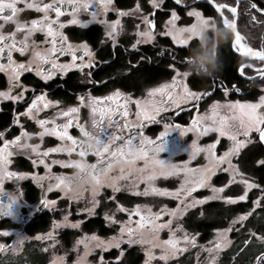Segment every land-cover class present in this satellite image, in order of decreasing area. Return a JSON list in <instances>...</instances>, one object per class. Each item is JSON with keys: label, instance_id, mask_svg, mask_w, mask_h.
Instances as JSON below:
<instances>
[{"label": "snow or ice", "instance_id": "6c2138e0", "mask_svg": "<svg viewBox=\"0 0 264 264\" xmlns=\"http://www.w3.org/2000/svg\"><path fill=\"white\" fill-rule=\"evenodd\" d=\"M113 0H49L47 3H42L40 0H0V20L4 22H11L15 24V29L9 33H3L0 31V57H6L7 63L0 64V71L7 72L9 75V88L7 91L0 92V99H7L13 102L23 100L24 92L27 91V87L20 83V75L25 71H35L36 75L40 77L41 80L47 82L52 79L57 72L61 75L67 72L70 68L83 69L84 67H90L91 64L84 63V56L92 58V52L89 48V44L85 41H81L78 44H74L69 41V38L64 35L61 31L65 27L64 23L60 22V17L68 10L65 5L71 7L70 15L72 18L67 21L71 25H79L81 28H86L90 23L98 22L104 24L106 27L105 36L112 41L113 45L116 44V38L122 32L121 21L119 17L132 15L134 11H139L140 5L137 3L136 8L130 11H118V18L115 21L97 20V17L102 13H107L109 7L112 5ZM184 0H175L176 5H181ZM239 4L240 0H236ZM24 4L26 9H34L43 15L39 19H33L28 22H21L18 18V14L23 11V9L18 8V4ZM149 3L154 9L160 8L164 3V0H149ZM209 3L215 9V11L223 19V24L225 27L231 29L234 34V39L232 41V48L240 52L243 55L253 57L260 61H264V47L260 50H255L245 43H242L244 37L237 31V7L231 6L228 3H221L218 0H209ZM249 8L255 9L257 12L264 13V8H258L257 4L248 0ZM94 7V11L90 13V20H80L78 18V12L82 9L88 11L89 6ZM227 9L228 12L232 14V19L225 16L224 10ZM7 10V12H6ZM55 13V18L49 16V13ZM187 16L194 17L195 21L188 26H177V21L180 17L175 9L171 10L170 18L165 22L166 31L162 32L161 35L171 37L174 44L182 46L186 49L191 47L196 43V37L198 31L204 25L207 24L209 20H214L212 17H206L202 15L201 11L196 8H191L187 11ZM143 21L145 28L143 31H136L137 39L136 43L132 45L136 48L137 44L140 43H151L155 36L151 29L155 27L153 20L149 19L147 16L140 17ZM251 20L256 21V15H251ZM4 27L0 24V29ZM139 29V25L136 26ZM36 32H41L44 34V40L41 42L46 44L47 47L41 49L37 46L35 40H31V57L29 58L27 64L17 63L13 59V53L19 52L24 55L30 50V38ZM17 33H23V39L17 41ZM80 52L82 55H77ZM163 54V53H161ZM70 56L71 61L67 64L59 63L58 57L60 56ZM80 63H76L77 61ZM187 61V56L184 58ZM35 64V68H33ZM44 65H49L48 69L44 68ZM169 68L173 69L175 75L172 76L170 83H161L156 87L147 89L146 97L141 99H135L131 95L121 92L119 89L113 91L111 94L104 97H92L88 96L87 107L90 109L91 124L93 129H98L97 134H93L88 131L86 127L78 122L75 123V127L79 129L80 136L83 139H77L73 135H70L68 129L73 126L74 121H78V113L80 111L79 107H68L66 110H61L57 113L58 116L67 118L66 122L63 124L56 123L55 118L52 119H36L37 125L40 127L41 131L35 133L36 136L43 138L44 136H54L63 143L57 147L47 148L43 152H39L38 144H23L20 145L19 141L21 137H28L29 133L21 131V136L16 137L14 140L8 141L4 140L3 145L0 146V186H2L4 179H24L27 175L26 173H17L8 171L7 165L11 163L8 159L12 155L10 147L17 145L19 147L30 148L33 153L37 156L47 157L49 153L56 152H66L69 155L76 152V154L81 158L80 160H68L60 161L53 160L52 163L60 164L61 167H72L75 169H82L87 166L91 171L90 175L96 184V189L93 191V199L91 201V207L83 209L89 215L94 214L96 205L99 203L95 200V195L99 192L102 186V181L100 179L101 175H107V173L114 167L119 165L121 171V177L116 179L127 178L124 173L125 166L128 167L129 173H140L139 179L145 182L144 191L138 192L134 191L135 195H158V196H173L176 199H181V196H189L195 187H210L213 195L206 197L203 200H197L192 198L187 203L177 204L176 208L165 209L161 212L153 213L150 209L146 212L141 210V206L137 205L133 210L137 216L140 217L136 221V228L130 226L129 224H122L120 228V236L109 238L107 241L102 240L100 237L93 234L92 236H83L77 239L76 244L84 245L85 252L82 256L78 257L74 264H87L86 256L92 247L99 248H109L115 247L119 248L120 244L123 242L122 237L127 235V243L138 244L144 243V241L138 237L139 230L144 229L146 226L154 234H158L159 230L162 228L169 229L168 240L162 241L159 244H153V247H162L164 251L161 254L160 259L167 260L169 255L174 254L178 250V245L182 239L186 243H191L195 245V237L184 231L180 223L176 224V228L171 227L174 220H179L183 217L189 209L195 208L197 205H203L208 200H223L226 204H235L237 201H245L248 197V191L251 188H260L259 185L250 183L248 180L244 179L241 181L243 184V194L233 196H220L219 193L224 192L230 184L235 183V175L240 174L235 166L231 162V157L234 155H239L240 150L245 147L246 144H251L253 141L249 137V134L255 131L258 134L259 142L264 143V111H258L264 107V95L260 96L258 103H242L239 100L228 102L221 105L218 101H214L212 105L209 106L208 113L204 115H198L193 119L192 124L188 128H181L180 125H175L176 128H180V134L183 136L186 132H195L197 137L206 136L210 132L217 134V138L214 142L207 145H199L196 140L192 141L190 146V159L194 158L195 155L199 153H204V158L208 163L201 169L193 170L188 169L185 162L184 167H180L174 164H168L158 158V154L164 150L163 143H156L152 139L144 136L143 132H135L137 128H143V121H154L156 117L163 111L166 110L167 106H179L181 103H187L188 101H198L201 99V94L199 92L191 91L189 86L184 83L178 77H188L187 72L176 71L172 64L168 65ZM243 65L240 67V74L243 76ZM258 75L264 78V69H258ZM248 79H252L249 77ZM19 87L21 91L17 95H11L12 89ZM179 89V91H177ZM229 91H235L239 93L241 89L235 84L232 88H224V95L227 96ZM209 93H204L208 95ZM159 96L160 99L157 100L156 97ZM77 99L83 105L85 98L84 96H78ZM59 101L48 100L46 94L36 95L32 99L28 107L20 115H25L29 119H35V113L40 112L42 109H47L54 105H58ZM135 104V120L129 119V105ZM42 106V107H41ZM221 109H226L227 113L222 115ZM119 116L123 120V124H120L118 120L114 117ZM107 122V126L110 128H115L121 134L117 135L116 132L108 134L106 138L101 137L100 133L104 132V123ZM13 123H18V120H14ZM51 125L47 127L46 125ZM173 125L165 124V131L161 132L156 138L160 141L161 137H164L168 133V129L172 128ZM127 131L131 133L127 138L124 137L123 133ZM4 135L0 132V138ZM243 136L245 139H237L238 136ZM227 137L232 141V145L229 147L228 151L222 155L217 156L216 145L219 143L220 137ZM139 138V143H134V141ZM91 141V143H87ZM117 141H122L117 147H113ZM77 147L79 151L77 152ZM89 152H92L96 156L97 160L94 164H86L83 160ZM143 160V167H136V161ZM33 165L37 163L44 165L46 172L50 169V165L45 163L43 158L33 160ZM227 163L228 167L222 169L225 172H231L228 183L224 184L222 187H215L209 184L211 177L215 174L217 170H220V166ZM258 164L264 166V159L258 160ZM179 172H184L187 176L189 173H198L197 178L191 183L194 187H183L177 189L175 192H169L167 189L156 188L154 186V181L156 177L171 176L178 174ZM54 179V184H49L48 191L51 192L54 188L60 189L65 193L70 191L69 185L66 183L65 176L60 175L56 177L52 176H40L37 177L33 174L34 181H43L44 179ZM116 179H113L111 183L107 186L112 188L114 192L119 191L120 188L116 183ZM189 181L186 179L183 184H188ZM135 186L133 185V188ZM2 191V188H0ZM261 197L264 198V188H260ZM18 198L11 195L9 197L8 204H0V215H11V205ZM79 199V196H77ZM44 208H51L56 204L55 200L42 199L40 201ZM261 200L258 199L253 201L254 206H259ZM119 211H127L117 206ZM167 211L169 219L165 223H156L159 218ZM202 214V213H201ZM132 213H129L131 218ZM251 215V212L245 213L244 215L237 216L231 222L235 224L237 221L243 222L247 217ZM105 220L109 222H114L112 216L105 214ZM81 225V221L72 222L69 220L68 215H65L61 221H53V228L68 227L72 229H77ZM231 230V225L229 229L223 231H218V235L223 239H217L213 247L205 249L209 253H218L219 250L226 246L228 243L225 233ZM182 232V236H177L176 232ZM252 236L256 237V233L249 229ZM4 236H8V232L3 233ZM51 239L55 243V236L53 232L47 233L43 237H38V239ZM260 241L264 242V235L256 237ZM94 242V243H93ZM247 243V241H246ZM4 245H0V249L4 248ZM183 250V249H179ZM123 255V253H121ZM146 260L145 264H150L152 259L151 249L145 250ZM119 259V257L117 258ZM61 264H63V257L59 258ZM103 264V262H101ZM208 264H215V256H212ZM254 264H264V251H262L258 256L255 257Z\"/></svg>", "mask_w": 264, "mask_h": 264}, {"label": "rangeland", "instance_id": "374dc122", "mask_svg": "<svg viewBox=\"0 0 264 264\" xmlns=\"http://www.w3.org/2000/svg\"><path fill=\"white\" fill-rule=\"evenodd\" d=\"M191 1H193V0H184V2L181 4V6H183V8H185L184 5L188 4ZM137 3H139V5H140L139 11H134L133 14L129 15V16L119 17V19L121 21V26L123 29L122 32L123 31L125 32V28L127 27V25L125 23L130 19H132L131 21L133 22V26H134L133 30H135L134 31L135 33L137 30L143 31L145 28V25H144V23L140 17L147 16L149 19H152L151 13H152V10L154 8L149 3V0H138L133 7H131L130 9L122 10V11L134 10L136 8ZM172 4H175V0H164V3L161 5V7L159 9H164L165 12L168 13V15L161 18L159 20V22L155 23V29L154 30L151 29V31L153 32V34L155 36V39L151 43H147V44H153L159 38V36H164V35H161V33L166 31L165 22L170 18L171 10H173V9H175L177 11L178 16L180 17V19L177 21V26H188L195 21L194 17L187 16V11L191 10V8H195V6H191V5L186 6L187 8L185 11V15H182L175 8V6H173ZM197 10H199V9H197ZM199 11H201V10H199ZM115 13H116V15L112 16V17H110V16L108 17L106 13H102L97 17V20L98 21L99 20H106L109 22L115 21L118 18V11L115 10ZM201 13H202V15H204L202 11H201ZM204 16H206V15H204ZM206 17H209V16H206ZM137 25H139V29H137V27H136ZM102 27H103L104 32H105V30H106L105 25L102 24ZM122 32L120 33V35L122 34ZM120 35L117 36L116 41ZM137 39H139V38L136 36V40H135L134 44L136 43ZM141 44H145V43H140L138 45H141ZM174 69L176 71L181 72V73L185 72L184 69L182 70V69H179L177 67L176 68L174 67ZM173 75H175V72L173 73ZM171 78L172 77L158 81V82H155V83H152V84H147L146 86H143L140 89L141 95H139L136 98L134 97L133 100H135V99L143 100L146 97L147 89L152 88V87H156L161 83H166V82L170 83ZM178 79H181L184 83H186L189 86L191 91L199 92L198 90H194L190 87L188 80H187V77H178ZM5 91H7V90H5ZM177 91H179V89H177ZM199 93H201V92H199ZM204 93L205 92L202 91L203 96H205ZM212 94L213 95H210V98L208 99V101L206 98L203 99V101H207V102L205 103V105L202 106V111L199 112V114L197 113V116L198 115H204V114L208 113L209 106L212 105V103L214 101H218L221 105H224L228 102H232V101H236V100H239L242 103H245V102H247V103H258L260 96L264 95V87L262 88V92H261L260 96L255 100L229 99V98H225V97L220 98V97L215 96L214 93H212ZM11 95H16V89L15 88L12 89ZM89 95L92 97H99V96L92 94V93ZM156 99L159 100L160 97L157 96ZM192 102L193 101L190 100L187 103H181L179 106H167L166 110L161 112L157 117H159L160 115L162 116L163 114H166L167 111H169L170 109H174L176 107H180L183 105L185 106V105H188L189 103H192ZM87 103H88V97L85 98L83 105L86 106ZM83 105L80 102H77L75 105H71V106H65L64 104L59 103L57 106V113L61 110H66L68 107H79L80 111L77 114L78 118H79L82 116L81 108L83 107ZM130 108H131V110H129V113H130L129 119L135 120V111H136L135 104L134 103L130 104ZM87 109H88L86 111L87 118H86L85 122H83V123H85V127L87 130H90V132H92L93 134H97L98 129H93L92 124H91L90 109L88 107H87ZM258 111H264V107H262ZM226 113H227L226 109H221L222 115H224ZM57 117L59 118L58 115H57ZM58 118H55V120ZM79 121L82 123L81 119H79ZM151 122L143 121V128H145ZM168 124H170V123H168ZM170 125H173V124H170ZM190 125L191 124H188L185 128H188ZM113 129L116 132L120 133L115 128H113ZM137 129L139 130L140 128H137ZM174 129H177L175 127V125H173V127L168 129V130L172 131ZM163 130H165L164 126H163ZM23 132H27V133L31 134L30 132L25 131V130H23ZM125 132L127 133V131H125ZM100 135L105 137L103 135V133H100ZM20 136H21V134H20ZM34 137L35 136L32 134L29 135L28 137H21V141H19V144L20 145H23L25 143L29 144V145L38 144L40 146L38 149L39 152H43L47 148L57 147L58 145L63 144V142L61 141L58 145L48 146L45 144L46 140L44 141L43 139L45 137H50V136H44L43 138L36 136L37 140H35V141L33 140ZM157 137H153L152 140L156 141ZM249 137L252 139L253 142L251 144H246L245 147L240 150L239 155H234L231 157L232 164L235 166V168L238 170V172L240 174L235 175V177H234L235 183L230 184L227 188H225L224 192L219 193V195L222 197L223 196L235 197L237 195L243 194V187L244 186L241 183V181L244 179L248 180L250 183H254V184L259 185L260 188H264L258 182L257 177L252 175L251 173L245 171L242 168V166L240 165V162L238 161L241 158L244 151L248 147H251L252 145L259 142L258 134L255 131L251 132L249 134ZM216 138H217V134L214 132H210L206 136H199V137H197L195 132H186V134L183 136L180 134L176 139H174L172 141L171 145H168L167 142H162L164 145V150L158 154V158L161 159L162 161H164L165 163H168V164H174V165H177L180 167H184L185 162H187L186 166L188 169H193V170L201 169L203 166H205L208 163V161L205 160L204 153H199V154L195 155L194 158L190 159V146L192 144V141L196 140L197 144L203 146V145H207V144L214 142L216 140ZM237 139H245V138L241 135V136H238ZM120 143H122V141H117L116 144L113 145V147L119 146ZM158 143H161V142H158ZM259 143H261V142H259ZM231 145H232V141H230L226 136L220 137L219 143H217L216 149H215L217 156L222 155L223 153L227 152ZM10 151L12 152V155L10 157H8V159L11 161V163H9L7 165L8 171L17 172V173H26L27 175L25 176L24 179H16L15 177H13L12 179H4L2 186H0V188H2V191H0V196L3 195L4 193H8L9 197L11 195H13V196H16L18 198L11 205V209H10L11 215H4L5 217H10V221H11L10 223L11 224L9 226L0 228V245L5 246L4 248L0 249V259H8L9 256H16V255L21 254L24 251L26 244L32 240H35V241L39 242L40 250L43 251L44 253H46V255H47L46 264H61V262L59 260L60 257H63V264H74V262L77 261L78 257L82 256L85 252L83 244H80V245L76 244L77 239H79L83 236H89L90 237L93 234H95L96 236L100 237L102 240L107 241L109 238L120 236L121 225L122 224H125V225L129 224L130 219H131L130 226L135 229L136 228V221L140 219V217L137 216L135 214V212H133V210L136 208L137 205L141 206V210L143 212H146L148 209H150L151 212L157 213V212H161L162 210H165V209L176 208L177 204L187 203L192 198H195L197 200H203L204 198L210 197L213 195V192L211 191L210 187H203V188L195 187V190L192 191L189 196H183L182 195L181 199H176L173 196L135 195V194H133L134 191H138V192L142 193L146 187L145 182L143 180L139 179L140 173H136V172L129 173L128 167L125 166L124 173H125L127 178L116 179V178L121 177L120 166L117 165V166H114L107 173V175H103L102 177H100V179L102 181V186L100 187L99 192L95 195V200H97L99 203L95 207L94 214L89 215L86 211H82V210L91 207V201L93 199V191H88V190L83 191L82 193L79 194V199H77L76 195H70L69 192L65 193L64 191H61L60 189H56V188H54L51 192H49L48 186H49V184L55 183L54 179L50 180V179L46 178L43 181H34L33 180V174H35L37 177L49 176V175L52 177H56V176H60V175H63L66 177V176L71 175L72 172L75 170V168L61 167L60 164H54V163H52V161L53 160H60V161L80 160L81 158L76 154V152L71 153V155H69L66 152L65 153L64 152H56V153H49V155L47 157H41V156H37L35 153H33L30 148L19 147L17 145L11 146ZM18 155H23V156L29 158L31 160V162H33V160L38 161L39 159L43 158L45 160V163L49 164L51 167L46 172L44 165L37 163L35 166L33 165L31 170H20L19 168H16L13 164L15 157ZM261 159H264V158H261ZM261 159H259V160H261ZM83 160L86 164L90 165V164L96 163L97 158L95 155L92 154V152H90V157L86 156L83 158ZM143 165H144L143 160L136 161V167H138V168L143 167ZM227 167H228L227 163L221 165L220 170H217L215 172V174L211 177L209 184L212 186H215L217 188L222 187L224 184H227L229 177L231 175V172H225L222 170V169L227 168ZM220 173H226V182L222 185H218L214 182L215 176L220 174ZM197 176H198V173H189L186 176L184 172H179L178 174L167 176V177H163V176L158 175L156 177V180L154 181V186L156 188L167 189L169 192H175L177 189H181L182 185H183V187H194V184H192L191 182L194 181L197 178ZM25 179L31 180L35 185H37L39 187L40 191L43 193L44 199L56 201V204L54 206L46 209V211H48L49 213H51L53 215V218H52V221H51L49 228L43 232H38L34 235H30L23 230V227H24L23 225L27 222L24 220V217L26 216V214L30 215V213L35 211V207L33 208L34 204H31V201L28 200L27 194L23 188V181ZM113 179H116V183L120 188L119 191L114 192L112 188L107 186L109 183H111L113 181ZM186 179L189 181V183L183 184V182ZM8 183H10V187L7 186ZM133 185L135 186L134 188H133ZM234 185H237L240 188L241 192L239 194H230V192L229 193L227 192V190L230 187H233ZM260 188H251L248 191V197H249L250 193L253 192L256 194L254 201H256L258 199L261 200V203L259 204V206H254L253 209L260 208V207L264 206V202H263L264 198L261 197ZM120 194L132 196L134 198L132 199L131 197H127L125 201H121V200H119ZM248 197H247V199H248ZM247 199L245 201H247ZM212 201H216V200H208L203 205H197L195 208L189 209V211L187 213H185V215L183 217H180L178 221L177 220L173 221L171 227L173 229H175L176 224L180 223L181 226L183 227L184 231H186L191 236L195 237V245H192L191 243H186L181 239L180 243L178 245V250L174 254L169 255L167 260L160 259L161 254L164 251V249L162 247H159V246L153 247L152 245L153 244H159L162 241L168 240V238H169V229L168 228H162L159 230L158 234H154L150 230V228L148 226H146L144 229L139 230L138 237H137V238L142 239L144 241V243L131 244V245H129L127 243L128 238H127V235L125 234L122 237L123 242L120 244V247L117 249H120V253H123V250L121 248L124 245H128L129 247L134 246V245L138 246V248L143 252V255H144V258H143V261L141 264H145V260H146L145 250L146 249H151L152 259H151L150 264H208V262L212 256H215V263H218L220 261V259L222 258V256L224 255V252L227 249H230V247L233 243L234 239L231 236L232 232L234 230L238 229L239 224L243 223L244 221L243 222L237 221L235 224H232L231 222L235 218L234 217L231 220V222L229 221L227 226H224L221 228H215L212 236L208 240H206V241L200 240V234L189 229L187 224H186L187 221L185 219L197 207H199V208L203 207L208 202H212ZM8 203H9V198L6 201H0V204H8ZM35 204L36 205L39 204V201H37V203H35ZM118 205L124 209H127V211H119L118 207H117ZM100 207H101V212L103 214L104 219H105V214H107L109 216H112L114 222H109L106 220L105 221L109 225H117L118 226L117 230L114 234H111L108 236H103L97 232H86V231L82 230L83 221L89 217L97 215ZM252 210L241 213L237 216L244 215L245 213H248V212H251V214H252ZM129 213H132L131 218L129 217ZM200 213H202V215L204 214L203 211H200ZM65 215H68L69 220L72 222L81 221L80 227L77 229H72V228H68V227H61V228H55L54 229L53 228V221H61ZM249 216L247 218H249ZM168 219H169V216L167 215V211H165L164 214L159 218V220L156 221V223H165ZM230 225H231V230H229L225 233L226 239L228 241L226 246L222 247L218 253H215V252L209 253V252L205 251V249L213 247V245L215 244L217 239H223L222 237H220L218 235V231H223L225 229H229ZM69 229L80 231V233H79V235L74 237V239L71 241L70 245L67 246L66 243L63 242V240L61 239V233L64 230H69ZM250 229L252 232L256 233V237L264 235V233L257 232V230L254 227H250ZM4 232H8L9 235L4 236L3 235ZM49 232L54 233L55 241H56L55 243L51 239H43V238L38 239V237H43ZM142 232H147L148 234L142 236L141 235ZM176 235L182 236L183 233L177 231ZM250 237L255 238V240L262 243V245L264 244V242L260 241L256 237H254L252 235ZM113 248H115V247H109L106 249L99 248V247H92L91 251H89L87 253V256L85 258L87 261V264H101V262H103V264H111V262L109 260L104 258L103 253L105 251L111 250ZM179 249H183V250L181 251ZM121 256L122 255L120 254L119 258H121ZM179 259H182V260H179Z\"/></svg>", "mask_w": 264, "mask_h": 264}, {"label": "trees", "instance_id": "16d2710c", "mask_svg": "<svg viewBox=\"0 0 264 264\" xmlns=\"http://www.w3.org/2000/svg\"><path fill=\"white\" fill-rule=\"evenodd\" d=\"M231 6H236V0H222ZM258 7L264 8L263 0H252ZM180 12L185 15V8L181 5L172 4ZM200 5L189 2L187 6ZM203 8V7H202ZM206 15H211L215 18L218 24H223V19L216 13L215 9L206 5L204 6ZM225 16L232 19V14L228 10H224ZM167 12H162L160 19L167 16ZM251 15H256L257 20L252 21ZM237 31L244 37L242 43L247 44L255 50H260L264 47V13L257 12L255 9H250L249 4L241 2L237 10ZM234 34L231 31V38L228 43L221 46L219 54L222 60V69L211 77H199L189 75L188 83L194 90L214 89V95L220 98L240 99V100H255L257 99L264 87V78L260 76L248 79L254 75L255 70L250 67L243 69V76L239 72V67L245 63L258 67L264 64V61L252 59L248 60L232 48ZM163 53V54H161ZM188 55V49L174 44L170 37L159 36L153 44H144L139 46L135 51H122L116 53L115 58L104 68H100L94 72L97 78H106L108 80L94 88L107 89L116 85L125 86L127 88L141 89L147 84H152L167 78H170L174 71L168 65L179 69L186 68L184 58ZM113 56L112 54L109 57ZM235 84L241 89L239 93L229 91L227 96L224 95V88H232ZM213 95V94H212ZM210 98L207 97V101ZM207 101H203L202 106ZM11 120L9 111L5 110L0 114V128L5 126ZM264 158V146L261 143H256L248 147L241 158L238 160L242 168L257 177L258 182L264 187V166H261L257 161ZM15 165L19 169L31 170L32 164L27 159L18 158ZM214 182L222 185L226 182V173H220L215 176ZM227 192L230 194H239L240 188L237 185L230 187ZM35 189L32 187L27 189V197L35 198ZM229 195V194H228ZM256 194L251 192L247 201H238L235 204H225L222 200L208 202L203 207H197L190 215L186 217V224L189 229L200 234V240H208L215 228L227 226L229 221L237 215L250 211L254 208L253 201ZM128 195H119V200L125 201ZM264 202V200H263ZM203 211V215L200 213ZM53 215L48 211H43L40 215L27 221L23 226V230L34 235L38 232L47 230L51 224ZM8 223L7 225H10ZM6 226V225H3ZM117 225H109L101 212V207L97 215L89 217L83 221L82 230L86 232H97L100 235L108 236L114 234L117 230ZM250 227H254L257 232L264 233V206L252 210V214L243 223L239 224L238 229L231 234L233 243L230 249L224 252V255L218 263L215 264H252L255 257L264 251V244L250 237ZM80 231L64 230L61 233V239L70 245L71 241L79 235ZM247 241V243H246ZM123 255L120 256V249L113 248L105 251L104 258L109 260L111 264H141L144 258L143 252L138 246L124 245L122 248ZM182 260V259H179ZM47 255L40 250L39 242L32 240L25 246L24 251L16 256H9L8 259H0V264H46Z\"/></svg>", "mask_w": 264, "mask_h": 264}, {"label": "flooded vegetation", "instance_id": "af4514ba", "mask_svg": "<svg viewBox=\"0 0 264 264\" xmlns=\"http://www.w3.org/2000/svg\"><path fill=\"white\" fill-rule=\"evenodd\" d=\"M137 1L138 0H113L112 5L109 7V10L107 11L106 14L108 17L115 16L116 15L115 10L121 11L125 9H130L135 5ZM40 2L47 3L49 2V0H40ZM193 2L200 5V7L195 6V8L201 10L204 15H206L204 11V6L208 5L212 7L209 1L207 2V1L193 0ZM218 2L225 3L222 0H218ZM241 2L248 3V1L246 0H240V4ZM187 5L188 4H185L184 6L186 7ZM17 7L23 9V11L18 14V18L21 22L30 23L31 20L39 19L43 15V13H39L34 9L24 8V4L22 3L18 4ZM64 7H66L68 10L64 13L63 16L60 17V22L65 24V27L61 29V31L64 33L65 36L69 38V41L74 44H78L81 41H85L89 44V48L92 52V58L90 59L88 56L85 55L84 63L86 65L91 64V66L84 67L82 70L76 68H70L67 72H65L62 75L59 72H57L56 75H54L52 79L47 82L41 80L40 77L36 75L35 71L22 72L20 75V83L27 87V91L24 92V99L15 102L7 99H0V114H2V112L7 110L9 111V115L11 116V120L5 126L0 128V132L4 133L3 137L0 138V146L3 145L4 140L11 141L14 140L16 137L20 136L21 131L23 130L28 131L32 135H34L35 137L33 140L35 141L37 140L38 137V136L36 137L35 133L41 131L40 127L36 123V119L58 118L57 117L58 105H54L47 109H42L40 112L35 113V119H29L25 115H20L25 111V109L28 107V104L31 103L32 99H34L36 95L46 94L48 100L59 101L61 104H64L65 106L75 105L77 102H80L77 99L78 96H84V98H86L89 96V94L92 93L99 97H104L111 94L113 91L117 89H119L121 92L125 94L131 95L132 98L134 97L136 98L139 95H141L139 89H134V88L130 89L121 85H116L101 90L94 88L96 86L105 83L108 80V77L106 78L95 77L94 76L95 71H97L100 68H104L106 64L110 63L115 58L116 53H118L120 50L125 52L135 51L139 48V46L144 45V44L141 45L137 44L136 48L132 47V45L136 40V33L134 32L135 30H133L134 26H133V22L131 21L132 19L128 20L125 23L127 25V27L125 28V32L124 31L122 32V34L118 37L116 44L113 45L112 41L105 36V32L101 23L93 22L90 23L86 28H81L79 25L68 24L67 21L72 18V16L70 15L71 7L68 5H65ZM94 10L95 9L92 5L89 6L88 11H84L81 9L77 14L78 18L80 20H90L91 19L90 13ZM164 11H165L164 9H159V8L153 9L151 13L152 16L151 20H153L154 23L159 22L160 20L159 15ZM49 16L55 18V13L50 12ZM206 16H210L214 18L211 15H206ZM0 24L4 25V27L0 29V31H2L3 33L12 32L15 29V24L11 22H4L3 20H0ZM16 39L17 41L22 40L23 33H17ZM31 40H35L37 42V46L40 47L41 49L47 47L46 44L41 43L44 40V34L41 32L34 33L29 41L30 50L28 52H26L24 55H21L19 52L13 53V59L17 63L27 64L29 58L31 57ZM110 54H112L113 56L109 57ZM77 55H82V53L78 52ZM70 61H71L70 56L66 55V56L58 57L59 63L67 64ZM6 63H7L6 57H0V64H6ZM76 63H80V61L78 60ZM263 66L264 64L258 67H263ZM48 67L49 65H44L45 69H48ZM33 68H35V64H33ZM8 88H9V75L7 72L0 71V92L8 90ZM15 89L17 95L21 91V89L19 87H15ZM198 91L201 92L200 100L193 101L192 103H189L188 105L185 106L183 105L180 107H176L174 109H170L169 111H167L166 114L156 117V119L152 121L149 125H147L145 128L139 130L135 129L134 131L137 133L142 131L144 136L148 137L149 139H152L153 137L159 136L161 132L165 131L163 130V126L166 123L167 124L170 123L173 125H180L181 128H185L188 124H192L193 119L197 117V113L199 114V112L202 111L203 99L212 95V93H214L215 91V88L205 92V93H209L208 95L205 96H203L202 94L203 90H198ZM87 110H88L87 106L83 105V107L81 108L82 118L79 117L78 121H74L73 126L68 129L69 134L73 135L77 139H83V137L80 136L79 129L75 127V123L78 122L85 126V123L83 122H85L87 118L86 116ZM129 110H131L130 105H129ZM66 119L67 118L59 116V118L56 119V123L63 124L66 122ZM79 119L82 120V123L79 121ZM114 119L118 120L120 124H123V120L119 116L114 117ZM14 120H18V123H13ZM106 123L107 122L105 121L104 123L105 130L103 132V135L105 137L101 136L102 139L106 138L108 134H111L112 132L115 131L113 128L108 127ZM46 126L51 127L50 124ZM167 131L168 133L164 137H161L160 141L156 140L155 142L156 143L167 142L168 145H171L172 141L180 135V128L174 129L172 131L169 130ZM116 134L119 135L120 133L116 132ZM130 134L131 133L129 132L127 133L125 132L123 135L125 138H127ZM43 140L44 141L46 140L45 144L48 146H55L61 142L54 136L45 137ZM134 143L138 144L139 138H137L134 141ZM78 151H79V147H77V152ZM87 157H90V152L88 153ZM18 158L27 159L32 164L29 158L23 155H18L14 159L13 164L15 167H16L15 162ZM7 186L10 187V183H8ZM29 187L35 189V194H34L35 198L34 199L28 198V200L31 201V204H34L33 208L35 207V211L30 213V215L26 214V216L24 217L25 221H29L35 217L32 216V214H34L38 210L39 206L41 205L40 201L44 199L43 193L40 191L39 187L35 185L31 180L25 179L23 181V188L26 194H27V189ZM1 197H5V198L1 200ZM8 198H9V194L4 193L3 195L0 196V201H6L8 200ZM37 201H39V204L36 205L35 203H37ZM45 210L46 208H43L38 215H40ZM10 222H11L10 217H5L4 215H0V228L9 226L7 224Z\"/></svg>", "mask_w": 264, "mask_h": 264}, {"label": "clouds", "instance_id": "9594fccd", "mask_svg": "<svg viewBox=\"0 0 264 264\" xmlns=\"http://www.w3.org/2000/svg\"><path fill=\"white\" fill-rule=\"evenodd\" d=\"M230 38V28L218 24L215 20H209L199 29L196 43L188 48L185 72L199 77H211L218 73L223 66L219 49L228 43ZM87 143H91V141ZM90 171L85 166L82 169H75L71 175L65 177L66 183L70 187V195L79 196L86 190L95 191L96 184ZM146 234L148 233H141L142 236Z\"/></svg>", "mask_w": 264, "mask_h": 264}, {"label": "water", "instance_id": "95a60500", "mask_svg": "<svg viewBox=\"0 0 264 264\" xmlns=\"http://www.w3.org/2000/svg\"><path fill=\"white\" fill-rule=\"evenodd\" d=\"M196 1H209V0H196ZM246 1H248V0H246ZM253 2V1H252ZM255 3V2H254ZM239 4H240V2H239ZM239 4H237L236 5V7H237V10H238V6H239ZM257 7H258V5H257ZM258 8H260V7H258ZM154 29V28H153ZM241 54V53H240ZM243 55V54H242ZM243 56H245L248 60H252V59H255V58H253V57H250V56H246V55H243ZM256 60H258V59H256ZM243 69L245 68V67H250V68H252L253 70H255L256 71V73L254 74V75H252V76H247V77H251V78H254V77H257V76H259L258 75V69H264V66L263 67H255V66H253V65H251L250 63H245V64H243ZM241 67V66H240ZM240 67H239V72H240ZM263 146H264V143H261ZM5 197H1V200H3ZM44 207L42 206V205H40L39 206V208H38V210L34 213V214H32V216H37L41 211H42V209H43ZM260 254V253H259ZM258 254V255H259ZM257 255V256H258ZM255 261V260H254ZM252 264H254V262L252 263Z\"/></svg>", "mask_w": 264, "mask_h": 264}, {"label": "bare ground", "instance_id": "6f19581e", "mask_svg": "<svg viewBox=\"0 0 264 264\" xmlns=\"http://www.w3.org/2000/svg\"><path fill=\"white\" fill-rule=\"evenodd\" d=\"M237 18V17H236Z\"/></svg>", "mask_w": 264, "mask_h": 264}]
</instances>
